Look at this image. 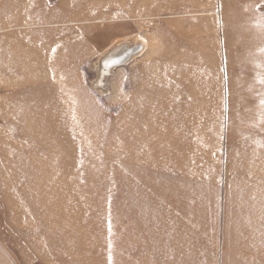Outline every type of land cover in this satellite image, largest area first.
Here are the masks:
<instances>
[{"label": "rangeland", "instance_id": "rangeland-1", "mask_svg": "<svg viewBox=\"0 0 264 264\" xmlns=\"http://www.w3.org/2000/svg\"><path fill=\"white\" fill-rule=\"evenodd\" d=\"M158 1L0 0V264H264V0ZM131 42L148 52L95 87ZM184 48L219 77V120L188 161L144 160L122 114Z\"/></svg>", "mask_w": 264, "mask_h": 264}, {"label": "bare ground", "instance_id": "bare-ground-1", "mask_svg": "<svg viewBox=\"0 0 264 264\" xmlns=\"http://www.w3.org/2000/svg\"><path fill=\"white\" fill-rule=\"evenodd\" d=\"M173 2L172 0L158 1L157 5L149 11L152 12V14L170 12L173 9L171 5ZM139 49H141L143 53L148 52V47L137 45V42H131V44L126 43L124 46H119V51L102 56L103 59L100 60L99 63L105 68L104 70L100 69L99 78L94 82L95 87L101 86L103 88L105 83L104 80L106 75H108L106 73H112L115 66H119L124 61H127V57H129L130 60L138 57L137 54L139 53H136L138 52L136 50ZM123 55L126 57L122 60H118V58ZM190 55L191 52L188 48H184L182 51H174L172 57L165 60V66L169 67V69L164 70L163 67H160V69H162L160 72L164 76L177 79V81L175 80L171 84H162L157 78V80L154 78L156 82H153L154 80L152 78L153 81L150 79V82L153 83H143L144 96L140 97L138 102H130L128 106H126L127 111L122 114V116H127L131 119V123L134 127L141 125L144 130L142 135L138 137V142L141 147L136 156L139 158L144 160H167L170 162L180 159L185 162L188 161L190 157L188 154L189 148L191 149L193 146L200 147L204 143L206 136L205 132L208 131L212 125L214 119L213 115L215 114V119L219 117L217 113H214L215 111L219 112L217 110H219L220 107L219 96L221 92H219L218 74H216L218 78H216L214 82L212 78L213 72L209 67L210 65L202 64L199 60V64L194 63L190 61ZM75 57V53L69 50L59 55L57 59L54 60L53 65L55 68H58L65 60L67 61ZM110 57L115 58L110 59ZM110 62L116 63L110 65L108 64ZM211 84L214 86L213 90L209 88ZM112 86L116 89L115 85L112 84ZM160 88L163 89L160 90ZM237 88L235 92L238 93L240 100L244 101L245 98L253 92L254 87L251 88L246 85L245 82H242ZM145 89H151L152 92L145 93ZM262 106L264 110V104H262ZM244 109L243 115L237 117L239 118V122L237 123L242 127L240 130H247V128H249L247 126H251L246 124L247 120L253 119V122L256 123L255 117L253 118V116L250 115L254 106H245ZM247 114H249V117L245 116ZM180 150L182 153L178 152ZM153 172L157 174L164 173L163 171ZM171 172L172 171L164 174L167 176L171 174ZM47 218L51 220L49 216H47ZM47 218L46 221H48Z\"/></svg>", "mask_w": 264, "mask_h": 264}, {"label": "water", "instance_id": "water-1", "mask_svg": "<svg viewBox=\"0 0 264 264\" xmlns=\"http://www.w3.org/2000/svg\"><path fill=\"white\" fill-rule=\"evenodd\" d=\"M125 57H126V56L123 55L122 57H119L118 60H122V59H124ZM114 58H115V57H114ZM114 58H111V57H110V59H114ZM115 63H116V62H115ZM115 63H111V62H110V63H108V64L111 65V64H115Z\"/></svg>", "mask_w": 264, "mask_h": 264}]
</instances>
